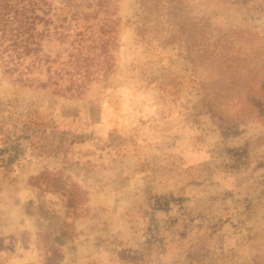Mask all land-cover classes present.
Here are the masks:
<instances>
[{"label": "rangeland", "instance_id": "rangeland-1", "mask_svg": "<svg viewBox=\"0 0 264 264\" xmlns=\"http://www.w3.org/2000/svg\"><path fill=\"white\" fill-rule=\"evenodd\" d=\"M51 2L94 45L91 80L68 96L0 73V264H264V121L235 116L224 133L206 72L136 33V0ZM185 2L264 49V0Z\"/></svg>", "mask_w": 264, "mask_h": 264}, {"label": "trees", "instance_id": "trees-1", "mask_svg": "<svg viewBox=\"0 0 264 264\" xmlns=\"http://www.w3.org/2000/svg\"><path fill=\"white\" fill-rule=\"evenodd\" d=\"M136 3L134 23L140 37L152 46L178 44L188 56L193 72H206L198 77L202 102L224 133L232 131L233 124L229 122L235 116L248 113L264 121V49L252 51L245 46L252 45L255 32L212 26L194 16L185 0ZM255 4L264 7V2ZM103 12L107 14L108 10ZM78 18V14H71L68 20ZM66 21L65 17L54 19L51 0H0L2 76L50 88L60 95L81 96L91 80V74L84 69L92 59L87 51L94 45L83 46L84 33H70L72 26ZM111 21L105 16L102 24L109 26ZM66 36L71 37L70 48L64 50V55L45 50L46 42H62ZM86 37L90 38V34ZM232 102L238 106L235 115L229 113Z\"/></svg>", "mask_w": 264, "mask_h": 264}]
</instances>
